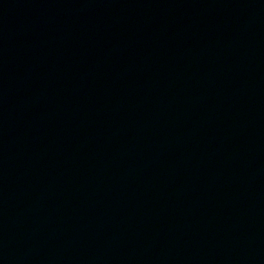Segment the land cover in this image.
Returning <instances> with one entry per match:
<instances>
[{"label": "water", "instance_id": "water-1", "mask_svg": "<svg viewBox=\"0 0 264 264\" xmlns=\"http://www.w3.org/2000/svg\"><path fill=\"white\" fill-rule=\"evenodd\" d=\"M0 264H264V0H0Z\"/></svg>", "mask_w": 264, "mask_h": 264}]
</instances>
